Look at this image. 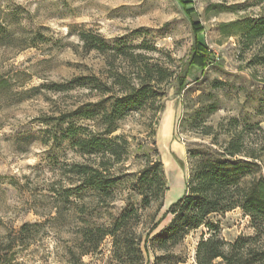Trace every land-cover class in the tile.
<instances>
[{
	"label": "rangeland",
	"instance_id": "1",
	"mask_svg": "<svg viewBox=\"0 0 264 264\" xmlns=\"http://www.w3.org/2000/svg\"><path fill=\"white\" fill-rule=\"evenodd\" d=\"M251 27H264V0H0V264L70 263L80 222L65 209L56 217L53 207L68 187L63 165L80 159L62 139L58 120L107 98L100 92L113 83L123 84L114 91L126 89L131 67L115 50L138 48L135 53L173 73L163 100L126 114L121 124L132 143L123 166L130 174L136 169L128 168L132 152L148 142L141 123L159 120L155 141L168 185L160 215L184 192L186 148L207 141L202 125L212 127L219 141L226 136L218 125L231 119L264 130V37L246 43ZM82 34L109 48L86 51ZM78 77H95L97 86L51 88ZM176 77L185 81L179 96ZM124 193L112 212L122 207ZM212 221L228 242L253 233L239 210ZM199 235L190 234L173 250L183 259L178 264H195ZM143 259L153 263L152 254L143 252ZM81 261L124 264L114 257L110 238Z\"/></svg>",
	"mask_w": 264,
	"mask_h": 264
},
{
	"label": "trees",
	"instance_id": "2",
	"mask_svg": "<svg viewBox=\"0 0 264 264\" xmlns=\"http://www.w3.org/2000/svg\"><path fill=\"white\" fill-rule=\"evenodd\" d=\"M262 37L264 27H251L243 39L250 43ZM80 40L85 41L86 51L109 48L97 37L82 34ZM137 49L114 51L131 67L126 89L114 91L123 84L113 83L100 92L103 96L110 94L107 98L85 103L58 120L64 126L62 139L80 159H70L63 165L62 176L68 187L57 194L60 205L53 207L56 217L65 209L80 222L74 247L69 251V264H83L82 258L97 254L106 238L112 240L114 257L124 264H143V252L152 254V264L183 263L172 252L197 231L200 235L195 264H264V130L258 124L241 125L235 119L219 124L226 136L221 141L212 133V127L202 125L200 136L207 141L201 139L186 148L184 192L162 215L168 185L155 141L158 119L141 123L148 142L137 145V151L132 152L133 164L128 167L136 169L125 174L123 166L130 158L132 143L121 133L122 118L163 100L164 88L173 76L169 69L135 53ZM175 80L179 96L185 81L181 77ZM97 82L95 77H78L62 89L56 85L51 88H95ZM163 110L160 103L158 113ZM195 124L194 119L191 127ZM123 192L122 207L112 212L111 204ZM235 210L249 219L253 233L228 242L212 219ZM166 218L168 223L161 227ZM27 227L23 225L21 231Z\"/></svg>",
	"mask_w": 264,
	"mask_h": 264
},
{
	"label": "water",
	"instance_id": "3",
	"mask_svg": "<svg viewBox=\"0 0 264 264\" xmlns=\"http://www.w3.org/2000/svg\"><path fill=\"white\" fill-rule=\"evenodd\" d=\"M164 204H165V202H164ZM164 208V207H163Z\"/></svg>",
	"mask_w": 264,
	"mask_h": 264
}]
</instances>
